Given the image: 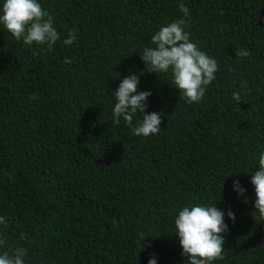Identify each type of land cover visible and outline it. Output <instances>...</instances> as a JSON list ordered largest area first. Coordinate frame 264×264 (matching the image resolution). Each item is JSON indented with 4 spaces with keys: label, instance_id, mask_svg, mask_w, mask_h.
<instances>
[{
    "label": "trees",
    "instance_id": "trees-1",
    "mask_svg": "<svg viewBox=\"0 0 264 264\" xmlns=\"http://www.w3.org/2000/svg\"><path fill=\"white\" fill-rule=\"evenodd\" d=\"M38 2L60 35L51 52L0 25V253L24 248L25 264H148L152 256L187 264L175 218L183 207L216 204L229 231L225 258L213 264H264V218L251 184L264 151V0ZM180 19L219 65L198 104L140 58L161 27ZM71 31L77 39L67 46ZM241 48L251 56L236 58ZM130 74L152 93L147 111L161 114L155 136L113 122L112 93ZM141 232L151 246L138 253Z\"/></svg>",
    "mask_w": 264,
    "mask_h": 264
},
{
    "label": "clouds",
    "instance_id": "clouds-1",
    "mask_svg": "<svg viewBox=\"0 0 264 264\" xmlns=\"http://www.w3.org/2000/svg\"><path fill=\"white\" fill-rule=\"evenodd\" d=\"M179 10L184 17L189 16L188 8L181 3ZM54 18L45 11L38 0H4L0 7V25L11 34L16 41H22L24 45H33L48 52L60 39V35L54 26ZM188 23L186 19H180L163 26L152 37L154 47H145L140 55L148 73L171 74L172 82L179 95L188 104L200 103L207 87L216 79L219 71L217 61L209 57L205 52L190 40V33L185 29ZM77 39V33L71 31L63 43L72 45ZM46 46V48H44ZM236 58L244 59L251 56L246 49L235 51ZM37 53L34 51L33 56ZM65 59L64 63H71ZM139 76L130 74L124 77L113 94L115 105L113 108V122L119 125L121 119L132 129L133 135L147 138L155 136L161 131L163 123L160 113L148 112V98L152 95L149 91H139ZM247 89V83L241 85ZM233 100L238 104L243 100L240 91L233 93ZM30 99H38L33 93ZM143 113V119L137 126H133L134 117ZM251 184L255 191V212L264 218V151L258 157V170L251 175ZM233 189L241 197L245 196L246 189L239 181H234ZM245 204L248 203L244 199ZM229 220L235 223L236 217L229 208L227 211ZM5 220L0 217V225ZM176 235L181 255L186 258L187 264H213L214 261L223 260L225 234L229 231L225 223V212L219 210L215 205L186 206L179 210L174 221ZM150 237V236H148ZM143 232L139 234L138 253L150 247L145 245L148 239ZM21 239H25L21 235ZM6 240L0 235V248H6ZM27 252L24 248H8L0 253V264H25ZM148 264H156V257L149 258Z\"/></svg>",
    "mask_w": 264,
    "mask_h": 264
}]
</instances>
